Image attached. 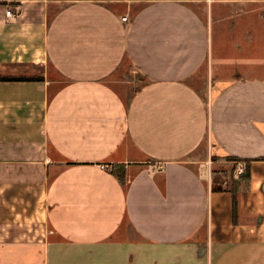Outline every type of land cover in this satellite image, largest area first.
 Returning a JSON list of instances; mask_svg holds the SVG:
<instances>
[{
  "label": "crops",
  "instance_id": "obj_1",
  "mask_svg": "<svg viewBox=\"0 0 264 264\" xmlns=\"http://www.w3.org/2000/svg\"><path fill=\"white\" fill-rule=\"evenodd\" d=\"M7 76L0 264H264V0H0Z\"/></svg>",
  "mask_w": 264,
  "mask_h": 264
},
{
  "label": "trees",
  "instance_id": "obj_2",
  "mask_svg": "<svg viewBox=\"0 0 264 264\" xmlns=\"http://www.w3.org/2000/svg\"><path fill=\"white\" fill-rule=\"evenodd\" d=\"M1 80H5V81H12V80H30L31 78H26V77H1ZM264 159V158H263ZM111 173L113 175H115L117 177V179L119 181H123L124 178V168L122 166H118L117 169L115 170H111ZM249 177V167L248 165H245V170L244 172H242L239 175V178H241L242 180H247ZM233 197H232V212H233V218H236L237 215V205H238V201H237V197H236V193L233 192Z\"/></svg>",
  "mask_w": 264,
  "mask_h": 264
},
{
  "label": "rangeland",
  "instance_id": "obj_3",
  "mask_svg": "<svg viewBox=\"0 0 264 264\" xmlns=\"http://www.w3.org/2000/svg\"><path fill=\"white\" fill-rule=\"evenodd\" d=\"M236 163H239V162H233V166H234L233 169H232L231 165H229L225 169L219 170V172H218L219 174H213L214 185L220 184L222 187L232 186V184L234 182L232 180L233 176L236 174L240 175L238 172L240 167L238 168Z\"/></svg>",
  "mask_w": 264,
  "mask_h": 264
},
{
  "label": "built area",
  "instance_id": "obj_4",
  "mask_svg": "<svg viewBox=\"0 0 264 264\" xmlns=\"http://www.w3.org/2000/svg\"><path fill=\"white\" fill-rule=\"evenodd\" d=\"M12 14V12L10 10L6 11V15L10 16ZM123 20H125V17L123 18ZM102 167V166H101ZM245 170V166H241L238 170L239 174H241L242 172H244Z\"/></svg>",
  "mask_w": 264,
  "mask_h": 264
},
{
  "label": "water",
  "instance_id": "obj_5",
  "mask_svg": "<svg viewBox=\"0 0 264 264\" xmlns=\"http://www.w3.org/2000/svg\"><path fill=\"white\" fill-rule=\"evenodd\" d=\"M222 188V186L220 185V184H218V185H214V189L215 190H218V189H221Z\"/></svg>",
  "mask_w": 264,
  "mask_h": 264
}]
</instances>
